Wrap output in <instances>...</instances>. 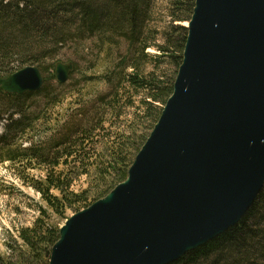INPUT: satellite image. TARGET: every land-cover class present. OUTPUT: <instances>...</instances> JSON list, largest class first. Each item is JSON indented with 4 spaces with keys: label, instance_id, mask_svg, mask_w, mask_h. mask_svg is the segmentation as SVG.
Masks as SVG:
<instances>
[{
    "label": "water",
    "instance_id": "water-1",
    "mask_svg": "<svg viewBox=\"0 0 264 264\" xmlns=\"http://www.w3.org/2000/svg\"><path fill=\"white\" fill-rule=\"evenodd\" d=\"M173 83L126 178L59 228L48 264H171L237 225L264 185V0H195ZM72 64L55 65L67 82ZM40 71L0 79L35 93Z\"/></svg>",
    "mask_w": 264,
    "mask_h": 264
},
{
    "label": "trees",
    "instance_id": "trees-1",
    "mask_svg": "<svg viewBox=\"0 0 264 264\" xmlns=\"http://www.w3.org/2000/svg\"><path fill=\"white\" fill-rule=\"evenodd\" d=\"M194 1L169 0L172 31L163 33L164 45H150L145 38L141 39V26L149 0H0V67H8L13 56H19L21 62L46 58L51 54L50 50L61 46L68 36L82 38L101 30L122 36L130 43L137 42L145 56L146 49L153 46L169 59L172 74L165 77L152 70L146 74L127 75L126 82L129 89L138 93V101H133L132 95L123 96L125 106L133 108L137 103L143 107L142 112L149 114L147 117L151 119L152 129L172 93L187 37L184 25L190 20ZM52 78H56L55 73ZM38 92H43V89ZM122 92L116 89L111 95L107 104L111 112L117 110L120 101L115 100L121 98ZM31 95L6 94L0 89V97L11 101L13 108L15 102ZM105 97L99 96L98 100L102 101ZM119 116L116 113V117ZM136 118L139 122V115L133 112V119ZM15 124L24 127L21 120ZM76 130L74 137L70 135L53 147L54 153H50L52 149L37 152L30 146L23 150H9L6 155L10 162L26 161L29 165L43 168L42 200L47 210L60 217L73 205L86 208L89 201L104 197L122 182L146 140L145 136L136 135L135 130L132 135L121 132L117 140L110 136V129ZM95 131L105 134L100 136ZM77 176L87 177L88 187L74 192L71 187ZM47 220V212L42 210L41 218L31 228L18 233L22 242L21 258L29 259L30 264H48L51 248L59 238V227L46 223ZM221 252L228 256L222 261L226 264H230L229 260L234 261L231 264H264V185L237 225L171 264H197ZM232 256L235 258L232 259Z\"/></svg>",
    "mask_w": 264,
    "mask_h": 264
},
{
    "label": "rangeland",
    "instance_id": "rangeland-1",
    "mask_svg": "<svg viewBox=\"0 0 264 264\" xmlns=\"http://www.w3.org/2000/svg\"><path fill=\"white\" fill-rule=\"evenodd\" d=\"M171 9L169 0H149L141 26V39L145 38L150 45H164L163 33L172 31ZM50 53L46 58L25 62L19 61V56H13L8 67H0V79L33 66L40 71L44 80L43 92L37 91L20 99L15 102V108L11 107V101L0 97V264L31 263L29 259L21 258L22 242L18 233L31 228L41 218L42 210L47 212L46 223L60 228L70 216L85 209L83 205H73L63 217L47 210L40 192L45 175L43 168L29 165L26 161L10 162L6 158L7 151L31 146L37 152L52 149L50 153H54L53 147L70 135L74 137L76 129H110V136L114 140L121 132L132 135L135 130L136 135H143L147 139L153 129L151 119L147 117L149 114L142 112L143 107H139V104L135 103L133 108L125 106L124 95H132L133 101H138V93L129 89L125 77L152 70L169 77L173 71L169 59L159 54L153 46L146 49L145 56L137 42L130 43L126 38L104 30L82 38L70 35ZM57 63H70L74 67L64 84L52 78ZM116 89L123 92L121 98L115 100L120 101L117 110L111 112L107 104ZM99 96L106 97L99 101ZM133 112L139 115V122L137 118L133 119ZM116 113L120 116L116 117ZM19 120L24 127L15 124ZM22 129L35 131L30 133ZM45 129L52 130L46 132ZM95 132L100 136L105 134ZM87 187L88 178L77 176L71 190L77 192ZM227 257L226 253L221 252L197 264H226L222 261ZM233 262L229 260L230 264Z\"/></svg>",
    "mask_w": 264,
    "mask_h": 264
}]
</instances>
